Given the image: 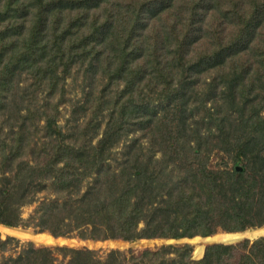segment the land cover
I'll list each match as a JSON object with an SVG mask.
<instances>
[{"label":"trees","instance_id":"trees-1","mask_svg":"<svg viewBox=\"0 0 264 264\" xmlns=\"http://www.w3.org/2000/svg\"><path fill=\"white\" fill-rule=\"evenodd\" d=\"M209 18L217 22L213 30ZM224 22H232L234 30H222ZM78 61L86 64L84 72L91 83L102 74L107 87L121 85L119 96L104 102L112 112L125 117L143 100L145 89L154 85L163 96L180 101L176 111L182 128L187 122L186 106L190 100L194 103L197 92L191 83L203 79L213 90L212 107L220 115L217 143L231 146L235 158L243 161L211 168L193 160L190 174L175 180L173 186L155 171L141 175L130 170L124 178V169L132 164L128 158L119 170L101 165L96 181L75 199V205L71 200L38 205L41 227L58 236L90 226L92 236L134 239L209 235L218 228L233 232L264 224V0H0V111L15 128L11 143L0 136L1 224L22 222L19 207L34 200L38 187L36 180L25 175L31 177L43 164L31 166L22 160L21 143L30 138L21 133L33 124L32 109L22 101L34 102L36 92L29 89L34 87L53 95L62 74ZM21 74L30 83L18 92ZM97 95L103 103L105 91ZM201 102L209 111L203 97ZM203 118L204 114L202 123ZM107 139L104 135L95 148L103 147ZM55 146L63 164L52 183L57 189L74 187L80 193L75 173L83 164L82 153L70 145ZM181 147L167 149L172 152L168 157L180 167V157L185 155ZM126 179L131 182L124 186ZM10 238L0 236V250ZM57 248L70 252V262L57 260L49 247L30 243L5 264H102L85 255L90 249ZM165 252L173 255L165 259ZM125 260L133 264H264V235L206 244L198 259L191 257L189 245L184 244L145 249L141 257Z\"/></svg>","mask_w":264,"mask_h":264},{"label":"rangeland","instance_id":"rangeland-1","mask_svg":"<svg viewBox=\"0 0 264 264\" xmlns=\"http://www.w3.org/2000/svg\"><path fill=\"white\" fill-rule=\"evenodd\" d=\"M211 20L212 18H209V22ZM222 24V30H234L232 22ZM210 25L213 30L216 28L217 22L214 20ZM85 65V63L80 64L78 61L69 73L62 74L60 84L53 95H50L48 91L45 93L46 88L39 90L34 87L29 88L36 92L34 102L24 99V96L22 98V100L24 99L22 103L29 104L28 106L32 109L30 118L33 121V124L26 125L21 133L24 136L28 135L30 138L23 140L21 143L24 151L22 160L31 166H36L40 161L43 164L37 166L39 169L33 171L31 177L28 178L25 175L27 180L31 178L36 180L38 187L35 190L34 200L27 201L19 207V213L23 218L22 222L12 226L31 232L47 233L53 236L55 240L47 243H37L13 233L2 234L0 232L2 238L11 237L7 241L6 248L0 250V264H5L11 257L22 254L30 243L36 246L49 247L57 260L64 262H70L71 254L67 250L58 249V246L77 248L81 251L90 249L92 252H85V255L94 258V262L97 259L101 260L102 264H133L131 260L127 262L125 258L141 257L145 249L153 250L163 246L169 249V246L174 247L184 244L189 245L193 259L202 257L203 253L199 257L193 254L195 244L192 239L196 235L205 236L200 234L126 239L113 236H92L90 235V226H85L83 227L84 230L76 228L57 236L47 228L40 226L41 221L38 217L40 206L38 205L42 203L52 204L63 200H71L73 202L69 203L75 205V199H78L80 194L96 181L101 165H104V168L109 171L119 170L128 158L129 163L132 164L128 165L129 170L124 169L126 173L124 178H127V172L130 170H139L141 175H147L146 172L155 171L158 173L159 178H164L170 186H173L175 180L185 178L190 174L188 172L190 168L188 167L193 160L195 162L199 160L201 164L211 168L230 167L234 162L241 164L243 161L242 158H235L231 146L225 144V149L219 147L217 143L220 115L214 112L216 110L212 107L214 106L213 90L211 91L212 88L203 79L200 82L191 83L194 86L193 88L197 89V92L193 95L194 103L190 100L186 106V111L183 114L185 121H187L186 128H182V117L176 111L180 107V101L177 98L171 100L163 96L155 89L154 85L145 89L143 100L138 102L134 111H129L125 117L122 114L112 112L110 108L105 107L106 103L104 102L117 98L120 94L121 85L112 84L107 87V84L105 85L106 77L102 74H99L94 83H91L89 76L84 72ZM26 77L24 74L19 77L20 82L16 87L18 92L22 91L25 85H29L30 79ZM61 86L63 90H61ZM225 89H228L227 86H225ZM101 90H104L106 94L103 103L99 102L97 95ZM208 92L212 93L208 94ZM17 95L19 98V94ZM209 95L210 97H208ZM202 97L210 107L209 111H205L202 106ZM11 103L12 101L9 102L11 105L9 106L10 111L12 108ZM202 114L205 117L203 118L204 123L200 121ZM262 114L264 115V111H262ZM198 115H200V119L194 120L199 117ZM5 116L6 114L3 115L2 109L0 111V136L5 137L8 143H11L15 128L7 123ZM153 118H155V122ZM164 122L166 124H163ZM199 134L202 137H199ZM104 135L109 136V139L104 142V149L102 150L103 147L96 149L95 147L100 145V139ZM58 144L70 145L73 149L82 153L83 164L77 167L75 173L80 193H77L74 187L67 190L57 189L52 183V179L63 164L62 160L58 158V147L55 146ZM173 146H182L180 150L182 154L185 153L180 157L183 168L177 165L175 161L172 162L168 157L172 152L167 149ZM94 150L97 153H94ZM194 156L196 159H194ZM167 159L170 160L169 164L166 162ZM44 162H48L45 169ZM5 167L11 169L9 165H5ZM161 168L164 169L163 172H160ZM20 169L26 172L25 169ZM102 170L103 168L101 172ZM133 181L137 182V178ZM128 182L131 181L126 179L122 181V184L126 186ZM143 225L144 222L140 221L139 226ZM262 226L264 224L248 226L240 231L251 228L258 229L259 227L261 229ZM222 231L227 230L218 228L215 232ZM262 235H264V230L255 235H250L244 231L235 242L243 238L252 240ZM213 242L222 241L209 240L204 243L203 248L206 244ZM169 254L173 255V252H165L164 258L167 259Z\"/></svg>","mask_w":264,"mask_h":264},{"label":"bare ground","instance_id":"bare-ground-1","mask_svg":"<svg viewBox=\"0 0 264 264\" xmlns=\"http://www.w3.org/2000/svg\"><path fill=\"white\" fill-rule=\"evenodd\" d=\"M261 230H264V226H262L261 229L259 227L258 229L251 228V229L244 230V231L250 235H255V234L260 233ZM244 231H236V232L222 231L219 233L215 232L213 234L205 235V236L196 235L192 239V241L195 244L194 249H193V254L197 257L201 256L203 253V245L205 242L209 240L231 242V241L238 239ZM0 232L2 234L13 233L17 236L29 238L32 241L37 242V243H47V242H51L55 240L53 236H50L47 233L31 232V231H27L19 227L9 226L6 224H1V223H0Z\"/></svg>","mask_w":264,"mask_h":264},{"label":"water","instance_id":"water-1","mask_svg":"<svg viewBox=\"0 0 264 264\" xmlns=\"http://www.w3.org/2000/svg\"><path fill=\"white\" fill-rule=\"evenodd\" d=\"M237 240V239H236ZM236 240H234L233 242H235ZM229 243H232V242H229ZM203 250H204V248H203Z\"/></svg>","mask_w":264,"mask_h":264}]
</instances>
